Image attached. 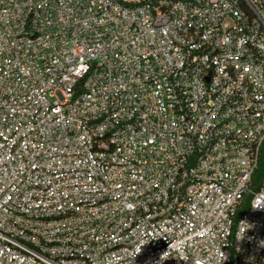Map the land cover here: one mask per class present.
<instances>
[{"label": "built area", "instance_id": "1", "mask_svg": "<svg viewBox=\"0 0 264 264\" xmlns=\"http://www.w3.org/2000/svg\"><path fill=\"white\" fill-rule=\"evenodd\" d=\"M263 142L264 0H0V264H264Z\"/></svg>", "mask_w": 264, "mask_h": 264}, {"label": "trees", "instance_id": "2", "mask_svg": "<svg viewBox=\"0 0 264 264\" xmlns=\"http://www.w3.org/2000/svg\"><path fill=\"white\" fill-rule=\"evenodd\" d=\"M263 179H264V142H263L261 150H260V157H259L257 167L254 170V173L252 175L250 187L252 189H257ZM250 197H251L250 194L245 196V198L243 200L242 209L247 207V205L249 204ZM242 211L243 210H240V213Z\"/></svg>", "mask_w": 264, "mask_h": 264}, {"label": "water", "instance_id": "3", "mask_svg": "<svg viewBox=\"0 0 264 264\" xmlns=\"http://www.w3.org/2000/svg\"><path fill=\"white\" fill-rule=\"evenodd\" d=\"M208 79V78H207Z\"/></svg>", "mask_w": 264, "mask_h": 264}]
</instances>
